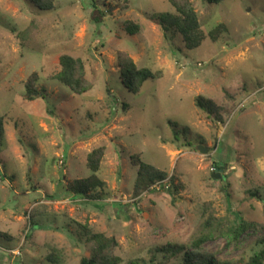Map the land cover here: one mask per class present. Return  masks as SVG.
I'll list each match as a JSON object with an SVG mask.
<instances>
[{
	"label": "rangeland",
	"instance_id": "374dc122",
	"mask_svg": "<svg viewBox=\"0 0 264 264\" xmlns=\"http://www.w3.org/2000/svg\"><path fill=\"white\" fill-rule=\"evenodd\" d=\"M190 1L206 34L192 50L152 19L174 11L171 0H55L52 10L0 0V264H55L54 248L58 264H80L93 248L83 226L118 239L120 264H182L207 221L217 231L203 250L217 258L244 263L261 249L264 0ZM128 20L139 33L125 31ZM219 24L228 30L214 41ZM119 52L160 77L130 92ZM63 54L84 61L89 91L56 79ZM34 72L45 100L25 95ZM200 95L221 106L223 122L195 106ZM101 146L105 185L95 199L75 195ZM134 154L178 189L166 179L136 197ZM242 222L255 225L232 243L224 233Z\"/></svg>",
	"mask_w": 264,
	"mask_h": 264
},
{
	"label": "trees",
	"instance_id": "16d2710c",
	"mask_svg": "<svg viewBox=\"0 0 264 264\" xmlns=\"http://www.w3.org/2000/svg\"><path fill=\"white\" fill-rule=\"evenodd\" d=\"M40 10H52L55 7V0H30ZM208 3H220L224 0H203ZM173 7L172 12H162L152 14V19L157 21L166 32L174 35L179 34L187 49H196L202 45L206 39V34L201 28L198 13L190 0H171ZM124 29L129 35H135L140 32L142 25L134 21L128 20L124 24ZM228 28L224 24H219L209 32V37L216 41L218 37L227 31ZM118 65L121 74V80L124 86L132 93H138L142 89L144 83L150 78H158L159 74L154 73L149 68H140L135 61L125 52H119ZM61 70L56 75V79L63 85L68 87L74 94L81 95L91 88V83L87 78L85 63L82 59L73 57L69 54H63L60 57ZM39 75L37 72L32 73L25 82V95L29 100L47 98L45 89L38 85ZM195 106L205 111L209 117L219 122H223L222 108L212 99L203 96L195 98ZM127 107V106H125ZM174 127L176 125L172 124ZM4 123L0 118V143L4 141ZM106 148L101 146L93 149L87 156V166L92 174L86 178H80L73 182L71 191L75 195L85 196L89 199H95L98 195L93 193L105 185L97 172L100 170L101 162L105 154ZM131 162L136 167L137 176L134 183V195L136 197L148 193L155 189L157 184H161L168 179V173L155 165H152L142 159L140 154L131 156ZM171 186L178 189L174 184L173 176L168 179ZM257 191L254 195H257ZM264 214V207H263ZM207 225L211 226L207 231L196 236L190 248L184 250L182 264H264V236L259 240L261 249L255 252L247 262L237 263L234 261H226L217 258L214 253H208L203 250L204 244L216 237L217 228L211 222L207 221ZM254 223L242 222L229 228L224 236L229 237L232 243H237L245 231L254 227ZM84 233L89 242L92 243V254L84 256L80 260V264H120L121 256L117 253L119 246L118 239L115 236H108L104 232L94 231L88 226H83ZM218 234V233H217ZM219 235V234H218ZM217 235V236H218ZM182 250V248H180ZM62 252L54 248L49 256V261L55 264L61 262Z\"/></svg>",
	"mask_w": 264,
	"mask_h": 264
},
{
	"label": "water",
	"instance_id": "95a60500",
	"mask_svg": "<svg viewBox=\"0 0 264 264\" xmlns=\"http://www.w3.org/2000/svg\"><path fill=\"white\" fill-rule=\"evenodd\" d=\"M200 150H201L203 153L207 151V150H204V149H200ZM215 177H217V176H215Z\"/></svg>",
	"mask_w": 264,
	"mask_h": 264
}]
</instances>
